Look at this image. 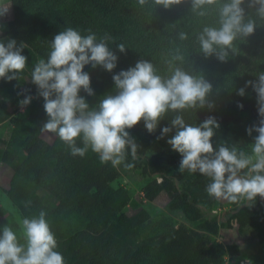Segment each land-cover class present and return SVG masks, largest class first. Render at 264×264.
Segmentation results:
<instances>
[{"label":"trees","instance_id":"16d2710c","mask_svg":"<svg viewBox=\"0 0 264 264\" xmlns=\"http://www.w3.org/2000/svg\"><path fill=\"white\" fill-rule=\"evenodd\" d=\"M10 9L11 19L4 38L28 47L22 52L27 59L20 79L8 82L0 79V123L7 119L12 126L8 141L0 149V161L12 169L8 195L23 218L45 211L57 240L56 250L65 264H225L226 255L235 258L236 245L226 247L184 225L176 226L171 217L154 218L143 208L131 215L123 213L126 191L109 188L119 177V169L110 162L101 163L91 149L84 157L73 156L56 134L42 131L48 120L44 100L34 84L23 93L21 87L35 63L47 59L54 36L68 27L81 35L91 30L98 39L107 34L112 38L109 47L118 56L112 73L100 66L94 69L85 66L94 95L87 96L83 90L79 95L84 96L91 108L98 107L104 95L116 93L112 75L134 67L138 60L152 62L158 74L168 75L165 61L179 48L188 59L186 70L190 65L193 74L202 75L213 86L207 97L213 108L187 110L183 113L185 122L198 126L206 117L213 116L220 124L212 138L214 147L225 142L229 147L235 144L240 148L257 135L253 132L249 136L246 128L257 124L259 116L252 88H246L243 97L236 93L245 81H254L259 72H264V26L257 27L245 41H235L238 52L230 53L226 62H220L215 56L206 59L196 41L202 28L208 26L209 16L216 15L218 20V14L213 9L207 16L199 17L192 12L190 0L169 9L155 6L153 0L144 6L138 0H10ZM250 16L258 24H264L253 12ZM180 31L188 34L187 40H179ZM119 43L126 46L125 53L117 50ZM28 95L33 99L27 117L10 116L9 109ZM238 103L243 105L242 109L237 107ZM172 115L161 120L153 134L146 131L142 120L128 130L139 146L138 158L132 165L137 168L143 162L142 171L149 178L142 193L147 201L155 200L161 192L168 193L171 210H179L189 222H200L203 230L216 234L221 227L215 219L205 222L198 205L219 201L231 207L238 204L209 196L206 186L210 181L206 177L178 171L181 156L166 142L175 134L174 130L157 139L160 129L170 124ZM43 132L53 136L51 143L40 138ZM154 145L158 152L150 154ZM77 146L83 147L79 139ZM130 160L129 154L125 163ZM181 176L188 177L191 184L176 187L173 180ZM234 218L239 234L252 226L259 244L264 245V213L247 207L236 212ZM12 225L0 217V232L4 226L12 228Z\"/></svg>","mask_w":264,"mask_h":264},{"label":"clouds","instance_id":"9594fccd","mask_svg":"<svg viewBox=\"0 0 264 264\" xmlns=\"http://www.w3.org/2000/svg\"><path fill=\"white\" fill-rule=\"evenodd\" d=\"M184 0H153L155 6L169 9ZM140 6L148 0H138ZM191 10L199 17H205L213 9L218 14V26H204L196 36L200 53L207 59L215 56L226 62L229 54L238 52L235 41H245L259 26L257 19L264 21V0H190ZM247 9V11H246ZM6 8L0 16L7 12ZM87 35L71 27L56 34L50 42L47 59L35 63L31 82L37 94L44 100V111L48 117L42 131L56 134L68 146L70 154L84 157L91 149L99 156L101 163H111L112 167L125 163L130 154L137 159L139 146L128 130L141 120L149 134L156 132L161 120L173 114L170 124L160 129L157 139L168 136L167 144L172 151L180 154L178 171L183 174H200L210 182L206 186L209 196L216 200L252 206L259 196L264 199V72H259L256 80L245 81L237 90L243 97L245 89L251 87L256 93L257 124L246 128L249 136L257 135L250 144V151L227 146L225 142L214 147L212 138L220 124L213 116L206 117L198 126L185 122L183 113L205 107L212 109L213 103L207 97L212 92V84L202 75L193 74L191 66L186 70L188 59L176 48L170 59L166 60L168 75L158 74L152 62L141 59L134 67L121 70L112 75L114 95H104L98 107L91 108L81 90L93 96L90 75L85 66H97L112 73L117 67L118 56L108 44L112 40L105 34L97 38L88 30ZM181 41L188 34L180 31ZM23 42L17 44L9 38L0 39V79L8 82L19 80L25 70L26 57ZM120 53H125L123 43L116 45ZM28 95L20 106H28L32 100ZM238 108L243 105L238 103ZM81 140L83 147L77 146ZM161 175V174H156ZM30 203V202H29ZM24 243H20L17 233L9 226L0 232V264H65L64 257L57 251V240L46 220L45 211L37 216L19 221ZM251 264V261L248 262Z\"/></svg>","mask_w":264,"mask_h":264},{"label":"rangeland","instance_id":"374dc122","mask_svg":"<svg viewBox=\"0 0 264 264\" xmlns=\"http://www.w3.org/2000/svg\"><path fill=\"white\" fill-rule=\"evenodd\" d=\"M6 8H8L7 12L0 16V39H3L5 42L7 40L4 38V33L6 31L8 22L11 19L10 0H0V12H3ZM206 24L208 26H218L216 15H210ZM210 60L213 62V58ZM31 84H33L31 82V75H27L24 78V85L21 87V92L23 93L26 90H29ZM21 100H19L14 107L9 109L10 116L20 115L27 117L30 104L24 108H21L19 103ZM11 130L12 126L9 123V120L6 119L0 123V149H2L5 146V142L8 141L11 135ZM40 138L47 143H51L53 141V136L46 132L41 133ZM252 143L253 141L248 142L245 144V146L240 148L246 152H249L250 144ZM157 152L158 147L154 145L150 151V154ZM134 161H136V159ZM132 162L133 159L128 163L132 164ZM142 163L140 164L139 162V167L137 168H125L123 164L117 166L120 175L115 181L109 184L110 190L117 191L123 189L127 193V203L123 208V213L131 215L138 209L143 208L149 213L151 217L156 218L163 215L171 217L176 226L184 225L188 230L202 233L208 236L211 241L219 242L226 247L230 245H236L238 248V255L232 259L226 255L225 264H248L249 261H251V264H264V245L259 244V239L256 235L255 229L252 226L246 227L242 234H239L237 231V223L234 216L241 208L250 207L247 203L237 205L236 207L228 206L222 201H219L217 204L207 202L200 203L198 208L203 220L205 222H211L213 219H215L217 224L221 227L216 234H210L202 229L200 222H189L179 210H171L169 208L170 200L168 193L161 192L153 201H147L144 198L142 188L149 181V178L146 177L142 171ZM11 178V167L0 161V217L13 223V231L16 232L20 238V243H24L22 238V229L19 225V221L23 219V215L8 195V192L11 190ZM160 181L161 179L158 178V182ZM173 182L175 183L176 187L182 184H191V180L186 176H181L179 179H174ZM194 191L195 189H193V192ZM251 208H253L257 213H264V199H261L258 196ZM229 224L231 227L227 228L226 226Z\"/></svg>","mask_w":264,"mask_h":264}]
</instances>
